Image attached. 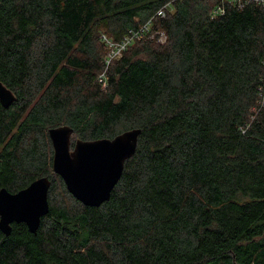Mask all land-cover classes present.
<instances>
[{"label":"trees","instance_id":"trees-1","mask_svg":"<svg viewBox=\"0 0 264 264\" xmlns=\"http://www.w3.org/2000/svg\"><path fill=\"white\" fill-rule=\"evenodd\" d=\"M170 3L163 17L156 11ZM221 5L222 13L215 12ZM152 20L98 74L105 45ZM0 188L47 176L32 234L0 231V264H264V9L221 0H0ZM140 128L110 198L83 205L52 171L48 129Z\"/></svg>","mask_w":264,"mask_h":264},{"label":"water","instance_id":"water-1","mask_svg":"<svg viewBox=\"0 0 264 264\" xmlns=\"http://www.w3.org/2000/svg\"><path fill=\"white\" fill-rule=\"evenodd\" d=\"M15 99L12 90L0 80V104L8 108ZM72 132L68 125L48 129L53 148L52 171L62 178L76 200L98 207L110 198L125 160L135 153L141 129L131 128L112 138L78 139L70 149ZM49 187L48 177L41 176L17 192L0 188V231L9 235L13 222H23L35 234L41 218L49 211Z\"/></svg>","mask_w":264,"mask_h":264},{"label":"built area","instance_id":"built-area-1","mask_svg":"<svg viewBox=\"0 0 264 264\" xmlns=\"http://www.w3.org/2000/svg\"><path fill=\"white\" fill-rule=\"evenodd\" d=\"M228 1L238 7H242L247 3L254 2L264 9V0H221ZM170 3H166L161 6L155 13L156 16L163 17ZM215 12L222 13L223 8L221 5L216 7ZM152 20L149 19L147 22L139 25L137 28L128 30L119 40H113L106 34H101L100 38L103 41L106 52L103 59L104 65L100 73L98 74V79L104 88L107 85V71L109 65L116 59L120 58L124 51L136 40L156 38L158 42H164L166 39L165 33L161 30L152 31Z\"/></svg>","mask_w":264,"mask_h":264}]
</instances>
